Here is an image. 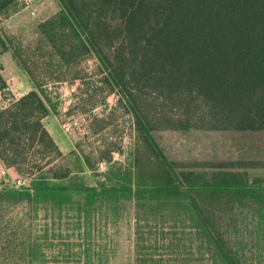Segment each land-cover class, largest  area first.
I'll list each match as a JSON object with an SVG mask.
<instances>
[{"label": "trees", "instance_id": "trees-1", "mask_svg": "<svg viewBox=\"0 0 264 264\" xmlns=\"http://www.w3.org/2000/svg\"><path fill=\"white\" fill-rule=\"evenodd\" d=\"M58 3L60 9L37 26L46 82L0 29V57L10 51L32 88L0 109V162L7 171L33 172L28 183L0 184V219L16 208L26 212L40 205L61 211L108 204L118 212L133 206L136 240H143L141 218L170 219L193 235L189 242L177 240L175 231L176 240L156 242L160 253L152 264H264V178L249 172L264 169V161L187 163L169 157L154 134L264 130V0ZM26 6V0H0V25ZM91 56L109 93H118L134 117L137 137L127 166L112 163L109 147L96 163L72 140V149L64 152L43 122L62 116L46 84L82 78L77 68ZM7 88L0 72V90ZM66 160L81 169L64 165ZM100 163L108 169L87 184L81 174L98 170ZM15 215L19 227L20 212ZM161 233L166 238L168 232ZM228 240H236L238 252ZM26 245L37 261L41 244Z\"/></svg>", "mask_w": 264, "mask_h": 264}, {"label": "rangeland", "instance_id": "rangeland-1", "mask_svg": "<svg viewBox=\"0 0 264 264\" xmlns=\"http://www.w3.org/2000/svg\"><path fill=\"white\" fill-rule=\"evenodd\" d=\"M26 2L27 7L14 18L5 20L0 25V29L6 36L12 37V41L22 50V56L37 71L38 79L46 82L49 70L39 65L38 56L41 48L39 50L36 47L42 43H38L37 26L42 20L56 13L60 5L58 0H26ZM77 69L82 78L67 79L58 84H46L48 91L61 103L62 116L59 121L57 120L60 125L57 127V138L63 149H71L72 140L77 144L78 150L84 155H90L95 163L99 152L106 150L104 148L114 149L112 150V163L127 166L131 162L129 154L134 146L135 137H137L133 115L121 105L118 93H109L108 85L102 81L104 74L96 58L89 57ZM62 73L66 76L69 73L70 77L74 71L63 70ZM17 86H12L13 91L9 89L7 92L12 94ZM46 122L47 126L54 131V123L49 119ZM154 134L169 157L187 163L210 162L217 165L240 162L246 166L264 161V130H157ZM65 162L69 164L68 160L63 161V164L67 165ZM69 166L73 170L81 169L76 164H69ZM46 168L48 170L49 167ZM2 169L0 166V172ZM24 169L18 168L17 171L10 170L0 174V184L2 182L14 184L19 181L22 184L28 183L33 172ZM107 169L108 165L100 163L98 170L94 172L85 170L81 176L87 184H93ZM249 172L251 176L264 178L263 168H252ZM118 209L108 204L89 207L76 206L72 210L65 207L61 211L59 208L51 209L46 205H40L37 208L30 207L26 212L22 207L21 209L16 208L14 212L7 214L5 219H0V237L8 235L7 238L10 239L0 240V264H8L4 263L5 260H15L16 257L24 259L21 264H28L29 258L31 264H44L45 252L48 250L49 253L51 244L57 242L55 240H67L72 242L69 244L73 247L76 241L79 244L84 240H91L94 247L104 241L108 253L111 254L113 250H116L117 254L123 255L124 245L119 252L114 240L118 238L121 242L131 240L132 232L134 234L136 229L137 218L133 206H125V210L122 206L119 212ZM19 212L21 223L18 227L15 214ZM119 213H121L120 216H118ZM130 215L132 218H129ZM140 228L143 240H176L175 231L179 232L176 235L177 240L189 242L193 237L188 227L180 226V224L174 225L170 219L155 223L152 218H141ZM163 230L168 232L164 235L166 238L162 237L161 231ZM29 242L41 244L36 248L37 251L35 250V257L41 255L37 261L32 260V255H28L29 249L26 243ZM228 242L236 248V240H228ZM79 246L86 247V245ZM235 250L238 252L237 248ZM255 251L256 255L260 254L258 248H255ZM77 252L86 254V250ZM249 252L248 250L246 254L249 255Z\"/></svg>", "mask_w": 264, "mask_h": 264}, {"label": "crops", "instance_id": "crops-1", "mask_svg": "<svg viewBox=\"0 0 264 264\" xmlns=\"http://www.w3.org/2000/svg\"><path fill=\"white\" fill-rule=\"evenodd\" d=\"M18 13L7 20L14 18ZM0 64V72L8 83L7 90H12V86L18 85L15 89L16 91L12 92V94H9L7 91L3 92L2 90H0V109H2L5 106L4 104H9L14 99L22 97L32 88L28 78L16 64L10 51L5 52L0 57ZM48 119L49 121H52V123H54V131H52V129L47 126L46 121H48ZM43 122L60 148L66 153L69 152L72 148L63 149L59 139L57 138V127L60 126L58 125L59 122L57 121V119L54 116L49 115L43 119ZM0 166L1 168L3 167L1 162ZM123 209L125 210V207H123ZM129 218H132V215H130ZM55 241L57 242L51 244L49 248L50 254L48 253V250L47 252H45L44 264H152V259H157L159 257L158 254L160 253L155 244L156 242L159 244L161 240H135V232L134 234L132 232L131 240H123V242H121L119 238L118 240H114L119 252L124 245L123 255L117 254L116 250H113L111 254L108 253L107 249L105 248L104 241L97 247L92 246L94 243L91 240H84V242H81L79 244H77L76 241L75 247L71 246V244L69 243L72 242H69L67 240ZM79 245H86V247H81ZM79 250H86V254H78L77 251Z\"/></svg>", "mask_w": 264, "mask_h": 264}, {"label": "built area", "instance_id": "built-area-1", "mask_svg": "<svg viewBox=\"0 0 264 264\" xmlns=\"http://www.w3.org/2000/svg\"><path fill=\"white\" fill-rule=\"evenodd\" d=\"M73 90H75V89L73 88ZM6 171H7V170L2 169V171L0 172V174H4V173H6ZM14 183H16V184H18V185L22 184L21 181H19L18 183H17V182H14Z\"/></svg>", "mask_w": 264, "mask_h": 264}]
</instances>
